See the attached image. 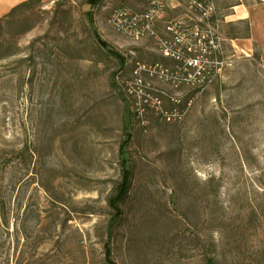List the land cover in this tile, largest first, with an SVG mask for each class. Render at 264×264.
Segmentation results:
<instances>
[{
  "label": "rangeland",
  "instance_id": "1",
  "mask_svg": "<svg viewBox=\"0 0 264 264\" xmlns=\"http://www.w3.org/2000/svg\"><path fill=\"white\" fill-rule=\"evenodd\" d=\"M42 1L0 21V264H106L127 130L119 264H206L210 246L220 264H264V1L211 0L225 63L202 87L153 36L112 28L114 8L140 1ZM240 1L250 17L231 22ZM170 4L163 37L195 18Z\"/></svg>",
  "mask_w": 264,
  "mask_h": 264
},
{
  "label": "built area",
  "instance_id": "2",
  "mask_svg": "<svg viewBox=\"0 0 264 264\" xmlns=\"http://www.w3.org/2000/svg\"><path fill=\"white\" fill-rule=\"evenodd\" d=\"M143 5L138 9L120 5L112 11L109 23L112 28L133 40L153 36L164 55L180 64L182 80L191 76L200 80L201 87L221 71L223 38L221 20L211 0H177L187 6L195 18L172 19L166 22L167 37L161 36L156 24L165 17L170 0H137Z\"/></svg>",
  "mask_w": 264,
  "mask_h": 264
},
{
  "label": "trees",
  "instance_id": "3",
  "mask_svg": "<svg viewBox=\"0 0 264 264\" xmlns=\"http://www.w3.org/2000/svg\"><path fill=\"white\" fill-rule=\"evenodd\" d=\"M103 0H88L87 2L94 8L98 6ZM43 1L42 0H24L15 6H13L9 12L0 17V21L6 18L14 17L15 14L20 10H32L36 6H39ZM92 28L94 35L98 41V43L108 51V53L115 57L121 68H125L127 64V59L125 56L118 51L111 43H109L106 39H104L97 28L94 20H91L89 23ZM234 38V37H233ZM130 126V125H129ZM130 128L126 126V130ZM126 139L121 144V166L122 173L121 179L114 187L111 195L108 198V205L112 210V216L108 223V239L105 243V261L106 264H119L117 260L114 258L113 253V245L112 239L115 234V230L119 223L123 220L124 209L123 204L126 202L127 198L130 195L132 189V179H133V168H132V160L129 151V145L132 141L133 135L129 130L126 131ZM206 264H220V260L213 253L212 246H210L209 251L206 252L205 255Z\"/></svg>",
  "mask_w": 264,
  "mask_h": 264
},
{
  "label": "crops",
  "instance_id": "4",
  "mask_svg": "<svg viewBox=\"0 0 264 264\" xmlns=\"http://www.w3.org/2000/svg\"><path fill=\"white\" fill-rule=\"evenodd\" d=\"M22 1L24 0H0V15L7 13L13 6ZM232 7L234 8V12L232 14L233 17H231L232 19H230L231 22L236 20H246L250 17V11L243 2H236L232 4Z\"/></svg>",
  "mask_w": 264,
  "mask_h": 264
}]
</instances>
